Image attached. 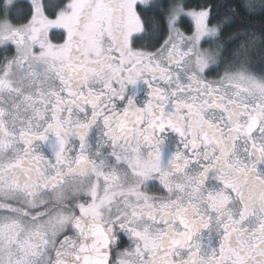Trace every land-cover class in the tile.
I'll use <instances>...</instances> for the list:
<instances>
[{
	"label": "snow or ice",
	"instance_id": "snow-or-ice-1",
	"mask_svg": "<svg viewBox=\"0 0 264 264\" xmlns=\"http://www.w3.org/2000/svg\"><path fill=\"white\" fill-rule=\"evenodd\" d=\"M0 264H264V0H0Z\"/></svg>",
	"mask_w": 264,
	"mask_h": 264
}]
</instances>
